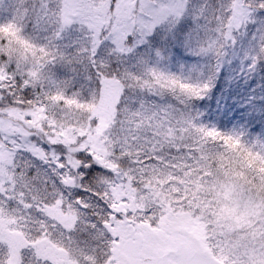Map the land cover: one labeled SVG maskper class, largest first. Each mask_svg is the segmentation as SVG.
<instances>
[{
	"label": "clouds",
	"instance_id": "clouds-1",
	"mask_svg": "<svg viewBox=\"0 0 264 264\" xmlns=\"http://www.w3.org/2000/svg\"><path fill=\"white\" fill-rule=\"evenodd\" d=\"M92 6L30 0L16 35L0 33V264H134L124 251L126 229L162 236L176 226L191 255L164 252L146 264H264V172L237 175L215 154L174 152L191 141L169 136L174 117L164 110L178 102L181 124L202 138L215 133L225 155L237 141H264L251 129L220 128L204 107L222 70L233 82L264 71V0H188L182 19L201 35L195 66L93 49L96 33L87 25L80 42L64 49L67 21H80L81 9ZM34 51L45 62L66 52L87 67L81 105L98 103L105 82L119 81L114 115L102 122L83 106L52 107L30 75ZM248 86L264 94V79ZM41 98L48 119L37 108ZM94 165L104 171L90 174ZM85 225L90 250L79 246Z\"/></svg>",
	"mask_w": 264,
	"mask_h": 264
},
{
	"label": "trees",
	"instance_id": "trees-1",
	"mask_svg": "<svg viewBox=\"0 0 264 264\" xmlns=\"http://www.w3.org/2000/svg\"><path fill=\"white\" fill-rule=\"evenodd\" d=\"M113 1L110 2L111 9H114L113 6H115ZM29 2L30 0H0V33L16 35L19 22L23 21L30 11L28 8ZM187 2L188 0H185V4ZM207 2L208 0H203L204 4H207ZM183 11L179 16H171L161 21L149 35H141L138 32V34H130L121 43V46H117L107 39V32L103 27L98 34L100 41L93 42V49L99 45L102 51L114 50L113 54L117 57L121 55L126 57L130 53H135L140 57H147L172 66H195L201 55L199 50L201 35L196 30H190L188 23L182 19ZM83 25V23L77 22L74 25L69 24L66 26L67 30L63 34L62 43L64 49L70 50L80 42L81 36L85 34ZM163 37H166V39H162ZM101 41H103V44H101ZM22 42L25 45L28 44L26 40ZM209 43H211L210 40ZM32 57L36 67L30 70V75L41 82V88L37 89L38 92L42 89L44 92L49 93L46 99L51 102L52 107H67L71 110L73 106H83L95 115L100 107L102 108L103 100L108 99L109 87L107 86L113 81L105 82L98 103L80 104L77 99L79 95L78 88L83 83L82 74L87 72L88 69L86 66L76 67L79 63L77 57L69 56L65 52L57 58L50 57L48 62H45L42 53H36L35 51L32 53ZM27 59L28 54L25 53V60ZM261 79H264V71L245 74L243 81L233 82L227 72L222 70L216 95L211 101L204 103V107L208 109V115L205 119L215 122L220 128L251 129L253 134L256 132L264 134V107L260 104V101L264 100V94L259 92L258 86H248L250 84L258 85ZM115 83L119 85V81H115ZM83 87L88 88V85L84 84ZM120 92L116 102L120 98ZM29 95V93H25L26 97H29ZM150 95L158 100L164 99V97L158 96L155 90ZM44 101L45 98H41L37 108L43 112L44 119H48L47 109L49 105ZM164 110L166 114H172L174 117L172 123L168 124L169 136L187 138L191 141L190 143H183L178 149H173L174 152L182 151L189 155L199 154L201 157L206 158H211L215 154L222 161V166H230L233 173L237 175H243L244 169L257 168L259 171L264 172V141L257 140L251 146H241L240 142L237 141L230 145L228 154L225 155L224 149L216 143L215 133L209 132L202 138L196 134L197 130L194 127H189L187 123L181 124L179 116L176 115L179 113L178 102L169 103ZM114 113L115 106L112 115ZM63 115L67 118L69 113H63ZM51 122H57L55 116L52 117ZM70 127H74V125ZM81 134H83V130ZM64 135H67V133ZM103 171V168H97L94 165L90 170V174ZM88 232L89 228L85 225L81 238L93 241Z\"/></svg>",
	"mask_w": 264,
	"mask_h": 264
},
{
	"label": "rangeland",
	"instance_id": "rangeland-1",
	"mask_svg": "<svg viewBox=\"0 0 264 264\" xmlns=\"http://www.w3.org/2000/svg\"><path fill=\"white\" fill-rule=\"evenodd\" d=\"M112 0H72L73 3L80 5H93L92 7H83L82 19L78 22L87 25L89 29H95L96 36L93 37V41L99 40V32L104 27L106 30L107 39L111 40L117 46H121V43L126 40L130 34L149 35L154 28L163 20L171 16H179L184 9L185 0H163V2L170 5L167 14L162 20L153 19L145 11V0H114V9L110 8V2ZM161 2V0H157ZM77 23V22H75ZM74 22L69 19L67 25ZM138 32V33H137ZM109 97L103 100L102 108L100 107L98 113L102 114V122L108 120L113 114L114 106L120 87L117 83L112 82L109 84ZM107 89V88H106ZM41 118L44 119L43 112L40 110ZM65 132L64 134H66ZM63 134V133H62ZM63 134V135H64ZM100 159V157H98ZM104 163V161H101ZM134 227V226H133ZM153 233H158L161 229L150 226ZM128 237L125 254L126 256L136 264H146L147 261L153 260V258L159 257L161 253L167 252L169 255L182 253L186 256H190L188 248L189 242L184 236L180 234L181 229L176 226L170 230V234L162 236L144 235L131 231ZM121 238H116V243H120ZM93 241L84 240L79 241V246L83 250H90L93 245ZM190 264H195L194 260L190 261Z\"/></svg>",
	"mask_w": 264,
	"mask_h": 264
},
{
	"label": "snow or ice",
	"instance_id": "snow-or-ice-1",
	"mask_svg": "<svg viewBox=\"0 0 264 264\" xmlns=\"http://www.w3.org/2000/svg\"><path fill=\"white\" fill-rule=\"evenodd\" d=\"M144 7L146 13L153 19L162 20L167 14L170 5L163 2V0L161 2H157V0H145Z\"/></svg>",
	"mask_w": 264,
	"mask_h": 264
}]
</instances>
